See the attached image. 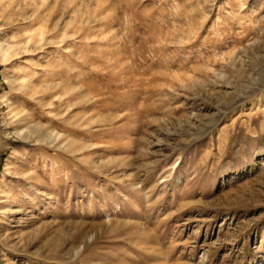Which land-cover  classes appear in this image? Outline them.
<instances>
[{"label": "rangeland", "instance_id": "374dc122", "mask_svg": "<svg viewBox=\"0 0 264 264\" xmlns=\"http://www.w3.org/2000/svg\"><path fill=\"white\" fill-rule=\"evenodd\" d=\"M264 0H0V264H264Z\"/></svg>", "mask_w": 264, "mask_h": 264}, {"label": "bare ground", "instance_id": "6f19581e", "mask_svg": "<svg viewBox=\"0 0 264 264\" xmlns=\"http://www.w3.org/2000/svg\"><path fill=\"white\" fill-rule=\"evenodd\" d=\"M264 164V162L262 163V165Z\"/></svg>", "mask_w": 264, "mask_h": 264}]
</instances>
